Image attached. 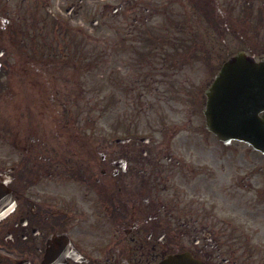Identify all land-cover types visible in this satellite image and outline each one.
I'll return each mask as SVG.
<instances>
[{
	"label": "flooded vegetation",
	"instance_id": "flooded-vegetation-1",
	"mask_svg": "<svg viewBox=\"0 0 264 264\" xmlns=\"http://www.w3.org/2000/svg\"><path fill=\"white\" fill-rule=\"evenodd\" d=\"M83 1L0 0V83L14 81L23 65H48L52 33L63 37ZM226 1L207 0L222 18ZM254 1L245 0L243 11L264 16ZM108 5L99 14L122 33L111 48L172 50L173 66L201 65L211 81L225 50L204 61L180 56L179 0ZM214 27L225 35L221 22ZM189 80L173 85L182 92ZM27 113L16 104L11 154L0 155L12 162L0 168V183L14 202L0 216V264H157L179 253L204 264H264V166L240 143L224 144L202 122L159 123L163 136L148 139L82 137L72 123L48 122L41 137L21 121Z\"/></svg>",
	"mask_w": 264,
	"mask_h": 264
},
{
	"label": "rangeland",
	"instance_id": "rangeland-1",
	"mask_svg": "<svg viewBox=\"0 0 264 264\" xmlns=\"http://www.w3.org/2000/svg\"><path fill=\"white\" fill-rule=\"evenodd\" d=\"M104 0H84L82 4L81 15L79 17L67 18V30L66 36L67 41L70 43H75L79 41V37H75L73 31L70 27H75L79 24H82L85 29H90L88 23L91 17H97V10H100ZM233 5L234 2H231ZM242 4L237 9L242 11L245 9L244 4L245 0H240ZM260 0L254 1L251 3L253 9H257L261 6ZM179 12H185L186 15L191 17L200 16L194 11V0H180L179 1ZM229 0L226 1V9H229ZM249 11H243L238 14L237 17H230L227 15V22H229V27L232 28L234 32H237L236 36L241 34L246 36L243 42L240 45L250 44V42H255L258 51H264V16L259 17L257 14H252L254 17L247 16L246 14ZM188 20L185 36L195 38L194 33L197 36V40L191 42V52L195 51V54L190 55V58L194 61H201L198 54L206 53L207 57H211V54H216L215 49L228 45L230 48L232 44L235 43L234 37L232 34L225 33V35L220 36L216 33V28L209 23L204 24V20L200 18ZM209 19V18H207ZM206 19V20H207ZM216 33V34H215ZM93 36L96 37H111L114 38L118 36L116 30L106 29V28H95L93 31ZM46 41V40H44ZM137 42V41H136ZM55 46L56 52L61 51L59 44L50 43ZM137 47L143 49H148V47L135 44ZM72 47L77 48V45H72ZM158 50V49H156ZM187 48L181 49L182 56L186 52ZM30 52V56L33 57L36 53ZM74 52L71 48H65L61 53L72 54ZM166 49H162V53H166ZM198 53V54H197ZM155 61H161L159 57H156L157 54L154 52L150 53ZM160 54V53H159ZM37 56V55H36ZM39 56V55H38ZM22 58V54L20 55ZM129 55L116 53L112 58L107 59L103 65H106L107 68H114L116 75L129 76L130 78H140L142 81H138L136 85H132L133 91L123 90L117 85L113 90L111 89L110 93H113L115 96V101L108 93V74L107 69L104 67H96L92 69V72L87 73L86 79L79 78V69H76L75 66L68 65L67 69H62V71L55 70L51 66V70H48V75L56 73V78L51 77L49 82H43V78H35L32 75L36 73L35 67L32 65H24L21 68H26V70L18 71L22 76H16L15 80L9 82L8 89L12 90H25L28 91L29 95H35L36 92H42L46 89V85L49 83L50 89H66L69 88L83 89L87 94H83L79 101H76V98H70L72 101L67 102L71 106L80 105L83 109L82 111L89 110L92 106L95 109V112L92 113V116L98 123L97 125V136L107 137L114 135H123L127 131H136L140 133H150L152 137H155V132L159 130L158 122H186L197 121L196 115L200 111L199 106L203 97L201 96V89L205 84L204 72L202 69L195 71L193 73V78H190L188 82V96H184L186 103L184 101H175L171 98L175 93L171 89H167L166 92L160 95H152L147 92L149 89V81H145L143 70H138L141 74L136 73V70L132 69V66L129 65ZM100 66V65H98ZM61 72V73H60ZM109 72V70H108ZM60 74H65L61 76ZM177 79H181L187 75V71H182ZM68 77L72 79L71 81H65V78ZM20 80V81H18ZM59 80V81H58ZM78 80L81 87L76 88L74 81ZM64 83V84H63ZM75 92H81L79 90ZM92 98L93 101L90 102ZM41 100V99H39ZM103 106V109L99 107ZM72 109V108H71ZM112 109V110H111ZM67 111V108H66ZM74 111V110H73ZM190 112V113H189ZM189 113V114H187ZM186 120V121H185ZM57 122V121H54ZM90 122V121H89ZM113 125L112 131L107 130V126ZM8 160L2 162L0 161V166L9 165Z\"/></svg>",
	"mask_w": 264,
	"mask_h": 264
},
{
	"label": "water",
	"instance_id": "water-1",
	"mask_svg": "<svg viewBox=\"0 0 264 264\" xmlns=\"http://www.w3.org/2000/svg\"><path fill=\"white\" fill-rule=\"evenodd\" d=\"M207 95L208 127L219 136L225 133L223 136L227 138L250 141L264 151V120L256 116L257 110H264L260 104L256 105L264 103V60L254 62L251 57L238 53L225 63ZM185 264L200 263L189 261Z\"/></svg>",
	"mask_w": 264,
	"mask_h": 264
}]
</instances>
